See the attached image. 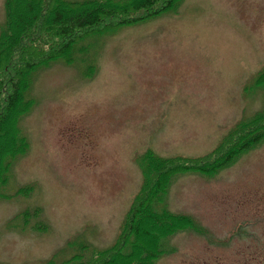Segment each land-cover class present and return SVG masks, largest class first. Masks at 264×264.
<instances>
[{"label": "rangeland", "instance_id": "1", "mask_svg": "<svg viewBox=\"0 0 264 264\" xmlns=\"http://www.w3.org/2000/svg\"><path fill=\"white\" fill-rule=\"evenodd\" d=\"M180 2L91 39L83 65L56 62L36 75L20 123L28 148L12 156L2 188L12 198L0 200V264H63L81 244L85 258L111 247L141 188L136 161L146 150L203 157L264 111V77L255 81L264 0ZM166 207L199 227L172 236L155 264H264V141L215 176L177 174ZM24 210L29 225L13 229Z\"/></svg>", "mask_w": 264, "mask_h": 264}, {"label": "trees", "instance_id": "2", "mask_svg": "<svg viewBox=\"0 0 264 264\" xmlns=\"http://www.w3.org/2000/svg\"><path fill=\"white\" fill-rule=\"evenodd\" d=\"M180 1H4L5 14L0 27V200L12 198L3 193L12 156L28 148L20 123L32 111L35 99L30 90L36 75L56 62L83 65L84 57L95 48L91 39L172 12ZM80 58L84 62L77 61ZM94 65L95 60L88 59L89 76L95 72ZM261 77H264V69L255 80L259 86ZM263 141L264 111L235 125L218 147L203 157L165 158L146 150L136 161L142 185L132 199L117 240L104 250L88 251L86 258L83 252L89 245L81 244L63 264H155L160 256L168 253L166 243L172 236L198 232L199 226L191 216L173 213L166 207L172 179L184 173L215 176L244 151ZM29 219L30 212L24 210L14 217L11 227L25 230ZM201 233L200 229L198 234ZM94 259L97 261L91 262ZM44 264H54V259Z\"/></svg>", "mask_w": 264, "mask_h": 264}, {"label": "flooded vegetation", "instance_id": "3", "mask_svg": "<svg viewBox=\"0 0 264 264\" xmlns=\"http://www.w3.org/2000/svg\"><path fill=\"white\" fill-rule=\"evenodd\" d=\"M257 216L255 215V218H256ZM261 223V220H260V216L254 221V225L255 226H257L258 224H260ZM261 237L262 238H264V234L263 235H261ZM256 244V243H255Z\"/></svg>", "mask_w": 264, "mask_h": 264}]
</instances>
